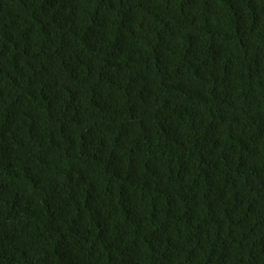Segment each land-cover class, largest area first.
Returning a JSON list of instances; mask_svg holds the SVG:
<instances>
[{"label": "trees", "instance_id": "obj_1", "mask_svg": "<svg viewBox=\"0 0 264 264\" xmlns=\"http://www.w3.org/2000/svg\"><path fill=\"white\" fill-rule=\"evenodd\" d=\"M0 264H264V0H0Z\"/></svg>", "mask_w": 264, "mask_h": 264}]
</instances>
